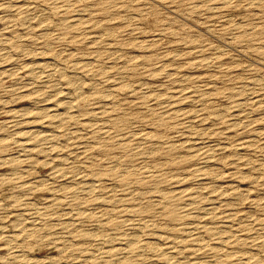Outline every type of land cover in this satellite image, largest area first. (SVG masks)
I'll return each mask as SVG.
<instances>
[{"label":"rangeland","instance_id":"obj_1","mask_svg":"<svg viewBox=\"0 0 264 264\" xmlns=\"http://www.w3.org/2000/svg\"><path fill=\"white\" fill-rule=\"evenodd\" d=\"M0 264H264V0H0Z\"/></svg>","mask_w":264,"mask_h":264},{"label":"bare ground","instance_id":"obj_2","mask_svg":"<svg viewBox=\"0 0 264 264\" xmlns=\"http://www.w3.org/2000/svg\"><path fill=\"white\" fill-rule=\"evenodd\" d=\"M6 158V157H5Z\"/></svg>","mask_w":264,"mask_h":264}]
</instances>
